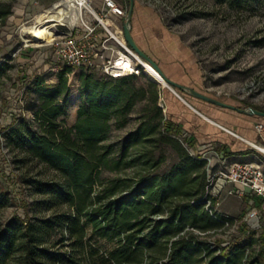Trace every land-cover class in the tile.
<instances>
[{
	"label": "trees",
	"instance_id": "1",
	"mask_svg": "<svg viewBox=\"0 0 264 264\" xmlns=\"http://www.w3.org/2000/svg\"><path fill=\"white\" fill-rule=\"evenodd\" d=\"M16 2L0 1V23L14 14ZM5 70L0 67V77ZM71 70L63 68L59 84L38 78L31 88L39 96L40 129L19 126L18 145L58 178L36 183L42 196L38 207L48 211L46 217H16L0 232V264H264V228L257 235L243 224L245 240L222 247L220 255L204 239L223 227L206 209L207 162L186 147L189 139L182 140L181 130L166 119L158 84L147 82L152 115L146 114L115 154L114 145L103 152L104 143L113 121L118 128L128 125L136 102L123 86L139 77L82 72L83 104L76 124L68 127L59 119L67 116ZM147 92L145 86L140 89L143 98ZM148 144L154 147L146 148V155L132 154ZM190 146L195 148L192 140ZM168 149L173 162L163 169ZM129 168L140 169L133 177L102 180L106 169ZM100 239L103 246L97 244ZM257 244L251 256L248 251Z\"/></svg>",
	"mask_w": 264,
	"mask_h": 264
},
{
	"label": "rangeland",
	"instance_id": "2",
	"mask_svg": "<svg viewBox=\"0 0 264 264\" xmlns=\"http://www.w3.org/2000/svg\"><path fill=\"white\" fill-rule=\"evenodd\" d=\"M63 1L65 0H59L44 9L39 3L40 0H17L14 14L5 25L0 23V67L6 69L0 77V182L3 187L0 188V232L16 217L25 218L29 214L32 218H43L49 214L47 210L38 207L42 196L38 195L36 183L58 177L55 171L27 155L18 145L16 131L19 126H24V130L27 131L40 129V121L36 116L40 105L39 96L31 92V88L38 78L44 79L47 85L59 84V75L67 66L55 62L49 43L31 45L25 42L31 37L30 31L36 27H49L53 33L52 37L39 43L60 40L69 35V28L61 24L67 23L63 15L59 14L57 21L47 23H44L45 19L40 18L46 12L67 9L62 4L59 6L61 8L55 7ZM115 1L127 9L126 15L123 16L126 22L130 0ZM136 3L155 10L164 23L191 45L204 71L203 93L238 108L247 110L257 106L264 109V0H136ZM92 5L101 14L104 12L105 0H93ZM121 25L122 29L125 25L123 19ZM71 68L66 75L67 84L72 92L65 100L67 116L63 115L59 119L60 121L65 119L68 127L75 125L78 120V110L83 104L84 96L80 74L87 71ZM145 70L143 68L140 75L135 74L138 79L123 86L130 92L136 104L127 126L118 128L115 125L116 121H113L103 152L114 145L117 154L123 140L139 128L146 114L152 115L154 107L151 101L152 88L147 82H155L160 90L165 86L150 78ZM91 71L103 74L100 69ZM143 86L148 91L144 98L140 93ZM195 102L198 106L202 104L201 106L212 108L213 110L207 111L209 113L207 114L203 107L195 106L205 115L214 117L219 124L222 123L235 133L244 131L240 123H244L248 114H239L237 110L219 107L203 100ZM165 110L164 108V113ZM251 118L255 120V129L258 124H264L263 117L252 115ZM184 139L182 136V140ZM187 139L189 150L199 155L195 153V148L190 146L191 138L188 136ZM251 142L264 146V132L256 131V139ZM214 146L220 151L219 144ZM153 147L151 144H148V147L140 145L132 149V154L137 150L146 155V148ZM243 147L244 145L235 148L237 151ZM247 150L245 153H257L264 162V155L255 146L249 145ZM166 154L167 160L163 164V169L168 168L173 162L172 152L168 149ZM259 162L261 163L260 160ZM230 164L232 162L228 160L227 164H221L218 168L227 169ZM139 169L129 168L117 173L106 169L102 180L105 181L108 177H133ZM143 173L146 174L148 171ZM221 200L222 206L217 205L219 210L227 209L241 225L248 226V231L252 229L245 221V217L253 208L249 200L227 194L218 198V202ZM261 223L264 224L263 216ZM224 238L232 242L241 241L245 240V233L241 229L232 235L226 236L222 232L204 239L209 243L218 242L220 239L224 243ZM97 244L103 246L104 240L100 239ZM259 247V244L252 247L251 256Z\"/></svg>",
	"mask_w": 264,
	"mask_h": 264
},
{
	"label": "built area",
	"instance_id": "3",
	"mask_svg": "<svg viewBox=\"0 0 264 264\" xmlns=\"http://www.w3.org/2000/svg\"><path fill=\"white\" fill-rule=\"evenodd\" d=\"M77 2L81 8L78 7L76 1L65 0L62 2L66 8H68V5L71 6L69 10L72 14L64 17L67 23H61L69 28V35L60 40L55 39L42 43L31 41V37H28L25 40L26 44L41 45L49 43L52 48L51 55L58 64H65L77 69H100L103 74L113 78L140 75L143 68H146L144 63L147 62L127 43L123 29H118L107 18L109 13L125 16L127 9L120 6L115 0H105L104 12L99 14L92 5L93 0H78ZM60 4H56L55 7ZM120 60H129L132 68L128 70L121 69V66H119ZM152 67L156 69L154 66ZM221 127L241 138L232 130L224 126ZM256 129L263 133L264 124H258ZM183 137L187 138L188 134L185 133ZM184 144L189 147V143L184 141ZM249 144L255 146L264 155V146H258L251 141H249ZM204 148L203 155L198 156L207 162L208 185L207 196L204 198L206 209L216 220L223 223V227L218 230L216 235L222 232L226 236L232 235L242 228L238 219L217 208L219 202L214 205L213 199H218L224 194L250 198L249 201L253 208L245 217V221L250 224L252 231L260 235L264 228V224L261 223V217H264V162H234L227 169H222L218 167L221 164L228 163L227 157L217 150L213 144L204 145ZM257 199L260 201V206L256 205ZM224 241L221 246H218L216 241L209 243L217 255L222 253V247H226L232 242L227 239Z\"/></svg>",
	"mask_w": 264,
	"mask_h": 264
},
{
	"label": "crops",
	"instance_id": "4",
	"mask_svg": "<svg viewBox=\"0 0 264 264\" xmlns=\"http://www.w3.org/2000/svg\"><path fill=\"white\" fill-rule=\"evenodd\" d=\"M58 1L40 0L39 3L42 8L47 9ZM107 18L118 29L122 26V19L125 23L123 16L113 13H109ZM132 33L142 50L160 66L169 79L179 85L202 92L205 86L204 71L193 48L178 32L164 23L155 10L136 3L132 20ZM195 101L201 100L179 89L173 90L166 86L161 89V106L166 109V119L176 129H180L181 134H188L194 143L196 154L200 155L205 152L203 150L205 149L204 145L219 144L220 151L230 163H258L259 160L263 162V158L257 153H245L249 149V141L256 139L257 130L254 128L255 120L251 118L252 115L248 114L251 117L247 116L244 123H240L244 128L242 133H237L241 136L240 138L222 128L220 125L226 126L222 123L219 124L214 117L205 115L198 109L203 107V110L209 114L207 111L213 110L212 108L201 106L202 104L198 106ZM196 105L198 108L195 107ZM239 114L247 115L243 112H239ZM241 145H244L243 149H239L237 152L235 147ZM238 197L250 199L247 196ZM256 204L260 205L258 199ZM219 205L222 206V200ZM220 210L234 217L227 209L221 208Z\"/></svg>",
	"mask_w": 264,
	"mask_h": 264
},
{
	"label": "water",
	"instance_id": "5",
	"mask_svg": "<svg viewBox=\"0 0 264 264\" xmlns=\"http://www.w3.org/2000/svg\"><path fill=\"white\" fill-rule=\"evenodd\" d=\"M135 5H136V0H131V6L129 8V12H128L126 22H125V25L123 28L125 39H126L127 43L134 49L135 52H137L139 54V56L144 61H146L147 63L154 66L156 68V70L163 76V78L166 82V85H165L166 87H170L173 90L179 89L181 91L187 92L188 94L192 95L195 98L201 99L205 102L211 103V104L219 106V107L233 109V110H237L239 112L247 113L250 115H256V116L264 118V111L263 110H259V109H256L254 107H250L247 110L242 109V108H238V107L230 105V104H228V103H226L220 99H217V98L209 96L203 92H200L194 88L179 85L176 82L169 79L166 76V74L163 72V70L160 68V66L142 50V48L138 45V43L136 42V40L133 36L132 20H133V15H134V11H135Z\"/></svg>",
	"mask_w": 264,
	"mask_h": 264
},
{
	"label": "bare ground",
	"instance_id": "6",
	"mask_svg": "<svg viewBox=\"0 0 264 264\" xmlns=\"http://www.w3.org/2000/svg\"><path fill=\"white\" fill-rule=\"evenodd\" d=\"M76 1V4L78 5V7L81 8V6H79V3L77 2L78 0H72ZM62 5H64V3H62ZM61 6V4L59 5ZM58 6V7H59ZM67 9H61L59 12H46L44 14H42V16L40 17L42 20H44V23L47 22H52V21H57L58 19V15H63V18L66 17L67 15H71L72 12L69 10V7L71 6H67ZM61 8V7H59ZM31 40L32 41H42V40H47L48 38L53 36L52 31L49 29V27H36L34 29H32L31 31ZM145 64V72L148 74V76L150 78H152L154 81L159 82L161 84H163L164 86L166 85V82L163 78V76L156 70L154 69L151 65L144 63ZM119 66H121V69H125L128 70L129 68H132V65L130 63L129 60H120L119 62Z\"/></svg>",
	"mask_w": 264,
	"mask_h": 264
}]
</instances>
